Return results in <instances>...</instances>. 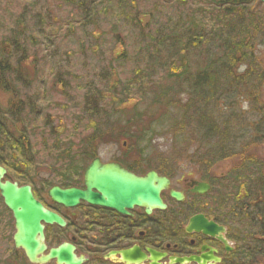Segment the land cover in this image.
I'll return each instance as SVG.
<instances>
[{"label": "trees", "instance_id": "trees-1", "mask_svg": "<svg viewBox=\"0 0 264 264\" xmlns=\"http://www.w3.org/2000/svg\"><path fill=\"white\" fill-rule=\"evenodd\" d=\"M27 1L16 12L11 9L16 0H0V94L6 96L0 98V165L6 169L5 178L30 184L34 195L54 184L79 183L86 163L95 155L93 145L110 138L113 129L132 130L130 136L119 135L121 139L132 138L134 129L143 137L146 130L139 124L144 111L120 120L121 109L129 102L134 108L136 98L165 108L155 126L167 128L175 147L193 140L197 145L191 154L188 151L189 160L201 164L204 172L219 160L238 157L236 138L246 134L230 132L229 119L222 121L216 114L217 102L228 106L241 90L249 102V114L256 118L253 139L264 136V100H260L264 59L255 53L264 37V12H253L254 5L260 7L258 0H172L168 5L153 0L150 7L142 8L137 0H66L78 28L111 23V35L93 32L96 37L89 48L92 58L104 46L95 63L97 67L102 56L110 58L109 82L83 87L85 93L73 102L77 113L71 114L69 126L58 112L71 102L70 92L75 89L62 79L70 74L64 71L70 55L61 49L73 26L69 29L68 23L60 31L63 22L47 15L38 0ZM121 29L135 39L137 46H130V51L117 35ZM78 49L84 53L82 46ZM121 59L131 66L127 85V79L113 78L117 69L112 63ZM46 61L51 64L47 87L38 93L44 82L39 73ZM239 67H243L240 72ZM48 94L63 97L64 105L50 100ZM77 134L80 139L74 140ZM238 153V165L221 176L209 175L210 198L215 200L212 214L235 233L234 239L248 246L240 249L239 264H264V159L243 154L242 149ZM140 159L148 162L146 157ZM44 174L47 179L40 180ZM162 214L163 221L177 224L167 212ZM6 215L0 201V220ZM251 252L256 255L253 262ZM0 264L7 263L0 258Z\"/></svg>", "mask_w": 264, "mask_h": 264}, {"label": "flooded vegetation", "instance_id": "flooded-vegetation-1", "mask_svg": "<svg viewBox=\"0 0 264 264\" xmlns=\"http://www.w3.org/2000/svg\"><path fill=\"white\" fill-rule=\"evenodd\" d=\"M110 161L120 164L136 175H144L149 170H154L158 175L167 177L169 184L160 192L166 208L164 210L153 208L150 213H146L142 207L133 206L127 209L128 214H121L113 209L90 205L84 201H80L75 207H64L51 200L48 195L49 187L41 195L36 196L34 193L33 195L45 208L58 214L64 220V225H44V243L47 248L64 243L72 245L73 253L77 257L84 258L81 264H125L120 260V251L132 247L146 256L137 264H151L148 249L163 254L156 261L159 264H239V251L248 246L241 245L234 239V231L233 235L227 224L216 219L212 214L215 200L210 198L211 179L208 174H196V176L188 174L186 177L174 179L161 173L159 168L144 171V169L129 168L118 159L105 162ZM39 178L45 180L47 175L44 174ZM199 183L207 184L208 188L201 193L197 192ZM56 186L62 189L66 187L84 189L83 178L76 185ZM170 190L181 193L182 199L176 201L170 196ZM0 201L7 211L5 220L4 218L0 220V258L7 264L13 262L30 264L22 250L14 246L15 229L11 238L6 236L9 227L8 219H12V215L3 205L1 197ZM163 212L175 218L177 224L163 221L162 219L165 218ZM196 215H201L206 221L216 225L217 228L213 229V234L203 233L202 230L197 229L186 230L190 218ZM3 223L6 226H2ZM168 224L169 227H166ZM221 227L222 230L219 229ZM2 233L4 234L1 235ZM4 248L5 252H3ZM182 257L188 260L184 263L170 261V258ZM249 260L251 262L256 260L255 252H251ZM45 264L56 263L50 260Z\"/></svg>", "mask_w": 264, "mask_h": 264}, {"label": "rangeland", "instance_id": "rangeland-1", "mask_svg": "<svg viewBox=\"0 0 264 264\" xmlns=\"http://www.w3.org/2000/svg\"><path fill=\"white\" fill-rule=\"evenodd\" d=\"M152 1L153 0H149V2H142L137 0V2H140L138 8H142L144 4L146 7H150L151 4H153ZM158 1H160V3L163 5H168L169 1L172 0ZM37 2L43 5L44 8L42 10L45 11L47 15H54L57 20L63 22L60 31H65L66 26L64 25H67L68 23L69 29L73 26L70 39L62 43L61 49H65V51L67 52L69 51L68 53L70 55L65 62L66 69L64 70H67L70 74L62 79L69 81L71 85L75 86V89L70 92V95L73 98L70 99L71 102L67 104L66 108L61 112L59 110V112L56 111L60 113L63 123L69 126V119L71 118V114L73 115L77 113V111L75 110L76 105L73 102H78L81 99L83 93H85L83 87H86L87 85L94 86L97 81L103 82V85L109 82V75L111 74H109L108 71V64L110 63V58L105 59L102 56V61L98 64L97 67V64L95 63L97 58L96 56H101L102 52H100V49L104 50V46H100L99 49L95 51L92 58L91 55H89V52H91L89 48L92 44H94V37H96L93 36V32L96 31L101 34L103 31H105L106 37H108V35H111V23L107 26H101L99 28H95L93 25L88 24L85 25L84 30H82L75 25L76 19L74 11L71 9V7H69L68 4H66V0H38ZM26 3H28L27 0H16L14 7H12L11 9L14 8V10L17 12L21 8H23ZM254 6H256L253 9L254 13L264 12V6ZM60 31H58L59 35ZM127 33V29H121L117 35H119L120 38H123L126 41L125 47L130 51L131 47L135 48L137 44L134 43L135 39ZM263 38L258 41L259 43H261L255 47V53L261 59H264ZM78 46H82V52L84 53H81L79 51L80 49H78ZM42 53L48 54V52L46 51ZM64 54L65 53L62 52L60 55L65 56ZM105 56H109V52L106 51ZM124 60L125 59H121L118 63H112L111 67L117 69L116 75H113V78L119 82H124L125 79H127L124 82V84L127 85V82L130 79L128 77L130 75L129 71L131 69V66L129 64H126V60ZM50 65L51 64L46 61V63L43 65V70L39 73V77L44 81V85L42 84V87H38V93L42 91L43 87H47L46 71L49 69ZM242 70L243 67L238 68V72ZM116 77H118V79ZM222 92H220V94ZM49 96L50 100L52 98L62 105H64L63 103L64 101H66L60 95ZM0 98L1 100H5L6 96L0 94ZM245 99L246 96L244 97L243 92L240 90L236 93V96L233 99V103L232 99H226L227 102H230L232 104L224 106L223 104H225V102H217L218 110H216V114L220 116V120L222 121L227 122L226 120L229 119L227 125L229 126L230 132L233 130L231 133L234 132L235 134L240 132L241 134H246L243 138H236L237 147L235 148V153L238 154V157L236 156L230 159H222L215 162L213 164V168L209 171L210 173H223L224 171H227L228 168L238 165V163H240V161H238L240 156L238 153L239 149H242L243 154L245 153L253 157L257 156L260 159H264V136L259 141H255L253 139V126L255 124L254 122L256 121V118L249 114L251 112L249 110V102L245 101ZM135 100L136 101L134 104V108L130 107V104H132V102H129L124 109H121L123 115L120 120H128L135 114L136 111H144L141 114V122L139 124V127H141V129L146 130L144 136L141 137V133L134 129L132 132V138L121 139L119 135L123 134L126 136H130L132 130L121 131L119 127L113 129L111 131L110 138H106L102 141H99L96 145H93V151L100 158V160L102 162H105L112 159H118L129 164L130 166L142 170L145 168L144 162H147L140 159V157L143 156L148 159V166L160 168L163 171L169 172L171 174V177L174 179L186 177V175L188 174L192 176L200 174V172H202L200 168L201 164L192 162L193 160H189V153L191 154V152H193L190 150L193 149V145L195 147L197 144H194V141L190 139L189 142H183L182 144H178L175 147L171 140V133L166 132L167 128H160L159 126H155L158 123L154 124L158 119L161 118L157 116H159L165 108L162 105H150L149 102L147 104V100L144 101L145 99L143 98H136ZM260 100H264V89L260 94ZM169 123L166 124L167 127H169ZM237 129H239V131H237ZM80 134L75 135L73 139H80L76 138ZM123 140H125L126 142L123 143ZM188 151L190 152L188 153ZM200 153L203 155V157L206 156L204 149H202ZM8 223V231L7 233H5L8 238H11L14 232L13 220L9 218ZM6 259H8V257H6ZM9 264L15 263L13 262Z\"/></svg>", "mask_w": 264, "mask_h": 264}, {"label": "water", "instance_id": "water-1", "mask_svg": "<svg viewBox=\"0 0 264 264\" xmlns=\"http://www.w3.org/2000/svg\"><path fill=\"white\" fill-rule=\"evenodd\" d=\"M260 1L264 3V0ZM5 172L0 166V196L14 220L15 248L21 249L31 264H45L50 260H54L56 264H81L84 258L73 253L72 245L64 243L47 248L44 243V225L63 226L64 220L35 199L29 185H18L16 182L4 180ZM83 184V190L52 186L48 195L51 200L64 207H74L82 200L87 204L110 208L121 214H128L127 209L133 206L144 208L146 213H150L153 208L166 207L159 194L167 188L169 180L152 170L143 176H137L117 163H101L98 158H94L84 170ZM207 188V184L201 183L197 191L201 193ZM170 196L177 201L182 199L181 193L174 190H170ZM215 228L217 227L213 222L206 221L201 215L191 217L186 226L188 231L197 229L208 234H213ZM219 229L222 230V227ZM147 251L150 253L151 264H159L156 261L163 254L150 249ZM120 255V260L125 264H137L146 258L145 254L135 247L120 251ZM187 260L186 257L170 258L171 262L179 263Z\"/></svg>", "mask_w": 264, "mask_h": 264}]
</instances>
